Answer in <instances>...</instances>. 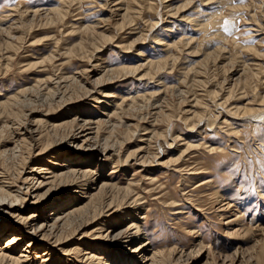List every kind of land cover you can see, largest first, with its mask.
I'll list each match as a JSON object with an SVG mask.
<instances>
[{
    "label": "rangeland",
    "instance_id": "374dc122",
    "mask_svg": "<svg viewBox=\"0 0 264 264\" xmlns=\"http://www.w3.org/2000/svg\"><path fill=\"white\" fill-rule=\"evenodd\" d=\"M215 1H171L174 15L161 0H0V191L16 195L14 210L33 223L42 221L54 202L74 196L70 190L78 187L52 189L44 205L32 207L23 201L21 181L34 165L44 167L46 177L54 174L48 167L58 163L84 169L87 143L81 151L57 143L70 132L72 118L100 119L93 131L110 155L90 169L112 186L93 196L81 218L72 217L74 234L61 227L59 244L49 237V246L37 240V247L26 249L31 252L21 253L30 239L25 234L15 249L9 245L8 256H28L23 264H114L107 250L124 251L111 237L131 226L117 217L128 212L129 194L137 200L130 217L145 216L139 223L142 242L165 264H264V113L258 114L264 111V0ZM26 10L37 13L29 16ZM186 17L207 23L199 28ZM151 22L157 23L156 39L174 44L169 50L151 37L143 45L133 42ZM168 52L173 57L167 58ZM145 60L154 63L142 67ZM125 65L133 72L120 71ZM85 88L105 95L93 94L98 99L93 102ZM26 122L39 126L42 137L18 147ZM97 181L82 193L102 180ZM109 200L111 209L92 219ZM81 201L86 199L69 206ZM11 220L0 215V223ZM127 232L130 238L132 229ZM1 241L2 247L5 236ZM151 253L137 254L134 261L150 264ZM128 255L124 251L121 259Z\"/></svg>",
    "mask_w": 264,
    "mask_h": 264
},
{
    "label": "bare ground",
    "instance_id": "6f19581e",
    "mask_svg": "<svg viewBox=\"0 0 264 264\" xmlns=\"http://www.w3.org/2000/svg\"><path fill=\"white\" fill-rule=\"evenodd\" d=\"M146 1V0H145ZM148 1V0H147ZM171 1H174V0H161V3H163L164 5V9L163 7H160V8H163L164 10H168V11H173V14L176 15L177 13V8L175 9L174 7H171V4L172 2ZM210 2L212 1H215V0H208ZM223 1V0H222ZM217 2V1H215ZM117 3H121V1H117ZM152 3V2H151ZM160 3V4H161ZM115 6V5H114ZM162 6V5H161ZM148 7V6H147ZM159 7V6H158ZM127 9V8H126ZM149 9V8H148ZM117 10V9H116ZM122 10V9H121ZM141 10V9H140ZM162 10V9H161ZM27 11V10H26ZM113 13H114V10H112ZM124 11V10H123ZM183 11V10H181ZM34 13H37V11L33 10V11H27L25 12V14H28L30 16V14H34ZM40 13V12H39ZM118 13V12H117ZM169 13V12H168ZM172 12H170V14L168 15H171ZM117 14H115L116 16ZM112 16V14H111ZM178 16V15H177ZM213 16V15H212ZM32 17V16H31ZM121 17V16H120ZM124 18V17H123ZM128 18V17H127ZM179 19H182V18H179ZM187 21H195V24L194 26H199V28H204L207 21L205 22H197L196 20H192L190 19L189 17H186L185 18ZM184 20V19H183ZM120 21H123V20H120ZM157 21V20H156ZM148 28L147 30L144 32V33H140L138 35H136V39L134 40L133 39V42L140 44V45H143L145 44L144 41L146 42V38H150L151 39L149 41H154L153 39H155L156 43H158V45H161V46H164L166 51L169 50V48H171L174 44H169V43H166V42H161L162 40L161 39H156V36L153 34V27L157 24L156 22H151V23H148ZM129 27V26H128ZM127 27V28H128ZM198 28V29H199ZM130 29V28H129ZM132 29V28H131ZM197 29V30H198ZM153 38V39H152ZM140 39L142 40L140 42ZM9 41V40H8ZM139 41V42H138ZM190 41L191 38H190ZM147 44V43H146ZM118 47V46H117ZM126 48V47H125ZM128 48V47H127ZM126 48V49H127ZM129 51L128 49L126 50V52ZM139 51V50H138ZM137 54H140V53H137ZM171 53H167V58L168 57H171L172 55H169ZM173 57V56H172ZM172 59V58H171ZM148 60V59H147ZM169 60V59H168ZM161 61V60H160ZM164 62H166L164 60ZM171 62V61H170ZM154 62L152 60H149V61H144L142 63V67L145 66V67H149L151 64H153ZM158 64V63H157ZM165 66L167 65L166 63H164ZM159 65V64H158ZM157 66V65H156ZM163 66V68L165 67ZM167 66H170V65H167ZM172 66V64H171ZM92 69H99L98 67H100V64H93L92 66ZM162 67V66H161ZM128 68L131 69V67L129 66H124L120 69V71L122 69H125L126 71L128 70ZM135 68V67H134ZM106 69V67H105ZM129 69V70H130ZM133 69V67H132ZM137 69V67H136ZM146 69V68H145ZM166 69V68H165ZM250 69V68H249ZM102 70V69H101ZM112 70V69H111ZM97 71V70H96ZM110 71V69H109ZM99 72V71H98ZM111 72V71H110ZM127 72H133V70L131 71H127ZM100 73L103 74V72L100 71ZM106 73V72H105ZM109 73V72H108ZM112 73V72H111ZM99 74V73H98ZM101 74V75H102ZM131 74V73H130ZM96 75V74H95ZM119 75V74H118ZM122 75V74H121ZM125 75V74H124ZM128 75V74H126ZM147 75V72L146 73H143V74H140L139 75V78L138 79H142V77L146 76ZM241 76V75H240ZM98 77V76H97ZM242 77V76H241ZM75 78V77H74ZM116 78V77H115ZM239 78V77H238ZM97 81V80H96ZM108 81V80H107ZM104 82V81H103ZM95 85V84H94ZM97 87V86H96ZM99 88V87H98ZM86 89V88H85ZM88 89V88H87ZM86 89V90H87ZM93 89L91 90H87L86 91V95L90 97L91 101H98V99L94 96L95 94H100L102 93V95L104 96L105 92H99V91H92ZM95 90V89H94ZM98 90V89H97ZM85 92V91H84ZM94 94V95H93ZM101 95V94H100ZM84 96V95H83ZM13 98V97H12ZM103 98V97H102ZM87 99V98H86ZM263 99V98H262ZM100 101V100H99ZM14 102V101H13ZM260 102V100H259ZM262 102V101H261ZM69 102H67L68 104ZM70 103H72L70 101ZM101 103V101L99 102ZM104 103V102H103ZM224 103V102H223ZM66 104V105H67ZM113 103H107L106 106L108 105H112ZM262 104V103H261ZM65 105V104H64ZM117 105V104H115ZM113 105V106H115ZM260 105V104H258ZM112 106V107H113ZM120 106V105H119ZM121 107V106H120ZM219 107V106H218ZM119 108V107H118ZM117 109V108H116ZM120 109V108H119ZM237 109V108H236ZM235 109V110H236ZM255 109V108H254ZM257 109V108H256ZM112 110V109H111ZM264 110V109H263ZM110 111V110H109ZM114 111V110H113ZM111 111L109 114H112ZM238 111V110H237ZM247 111V110H246ZM255 111H258V110H255ZM117 112V111H115ZM193 113H195V111H192ZM106 113V112H105ZM225 113V112H224ZM230 113V112H229ZM236 113V112H235ZM234 113V114H235ZM251 113V112H250ZM264 111H260L258 112V114H263ZM108 114V115H109ZM115 114V113H113ZM192 114V113H191ZM195 115V114H194ZM225 115V114H224ZM107 116V115H105ZM110 116V115H109ZM256 116V115H255ZM112 117V116H111ZM259 117V115H258ZM261 117V116H260ZM114 118V117H113ZM104 119V118H103ZM107 119V118H106ZM100 119L96 120V121H93L91 118L89 119H76V118H72L70 119V123H72L71 125V129L70 132L68 134H65V135H62L59 139V142L57 143H64L66 144L70 149H73V150H77V151H81V144L82 143H87V147L86 149H84L82 152H87V154L85 156H83L81 159H82V163L84 166V169L82 171H78L77 167H69L68 166V163L70 160H65V162L67 163L66 164H56V166H53L55 164L52 163V166H49V170H52L51 172H54V174L52 176H48L46 177V173L43 172V168L44 167H41L40 165L39 166H36L34 165L31 170H29L28 172H24L23 173V176L21 175V181H22V185L24 186V192H25V195H26V198L23 197V201H26V199L29 202V205H31L32 207H37L38 205H44L45 203V199L49 196V193L52 191V189H56V188H63V189H69V188H77L76 190H70V191H73L72 192V195L74 194V196L72 197H67L68 199L67 200H64V201H58V202H54L52 204V207L48 208V211H51L42 221H40L39 223H33L32 220H28V219H24L22 217V215L20 213H18V211L14 210L16 209L15 208V204H13V202L15 201V203L17 204V200L18 198L16 199V195L13 196V195H10L8 192V194L6 192H4L3 190L0 191V215H4L6 216L8 219H12L14 222L17 221V223L15 222L14 225H20V229H14L13 227V223H12V220L5 224V223H0V241L2 240V238L5 236V239L7 241V243L4 245V246H0V264H9L11 261L14 260L15 263H19V264H23V262L25 263V261H23L21 258L22 257H28V256H19L17 257V255L15 256V259L11 258L10 256L7 255V251L9 250V245L12 244V250L15 249L14 246L16 245V242L17 241H21L22 238L20 236H29L30 239L26 242V246H25V249H22L21 253H27V252H31L32 250L30 251H27L26 249L28 248H32L34 249L35 247H37V240L38 242H45L46 243V246H49L47 241L49 239V237H56L58 236L59 237V234L62 232V231H59L61 229V227L63 229H71L70 232L71 234H74L75 231H76V227L74 228V225L72 224V217H75V216H78L79 218H81V215L83 214L82 212L86 213V208L88 207L90 201L92 200L93 196H95L96 194H102L104 191H106L107 189L110 190V188H112L111 185H109L107 182L104 181V179H101L100 178V175L99 173H96L94 171H92V168L93 165H95V160H98V161H102L103 159L102 158H105L107 155L109 157L110 155V149H108L107 147H105V143L104 145H102V143L100 144L97 140V136L95 134L96 131H93L94 129L96 130L97 126H98V123L100 122L99 121ZM105 120V119H104ZM109 123V121H108ZM40 124V123H38ZM169 124V123H167ZM208 124V123H207ZM101 125V124H100ZM99 125V126H100ZM106 125V123H105ZM114 126V123L112 124ZM127 125V124H126ZM193 125V124H192ZM41 126V125H40ZM93 126V127H92ZM39 127V126H38ZM37 125L35 123H32V122H26L25 123V126H23V132L20 133L21 136H19V140L17 139L18 141V147H21L22 144L24 143H27V145L29 144L30 145H34L31 143V141H36V143L40 142V139L42 137V131L40 132L39 129H38ZM112 127V126H111ZM170 127V126H169ZM196 127V126H195ZM54 128V127H53ZM99 128V127H98ZM52 129V128H51ZM50 129V131H51ZM143 129V128H142ZM48 130V129H47ZM53 130V129H52ZM98 130V129H97ZM144 130V129H143ZM45 131V130H44ZM55 131V130H54ZM100 131V130H99ZM145 131V130H144ZM151 131V130H150ZM153 131V130H152ZM56 132V131H55ZM169 132V131H168ZM97 133V132H96ZM147 132L143 133L142 135H145ZM136 134V133H134ZM150 134V133H149ZM147 134V136L149 135ZM171 134V132H170ZM173 134V133H172ZM154 135V134H153ZM55 136H57V134H55ZM152 136V135H150ZM174 136V135H173ZM171 136V138H177L178 136ZM138 142H142V143H145V139H143L142 136H138ZM26 138L28 140H26ZM104 140V139H103ZM107 140V139H106ZM170 140V139H169ZM168 140V141H169ZM172 140V139H171ZM176 139H174V143L178 142V139L175 141ZM137 142V141H136ZM112 143V142H111ZM168 143V142H167ZM172 143V141H171ZM15 144V146H16ZM111 145V144H110ZM138 145V144H137ZM182 146H187V144H181ZM14 146V145H13ZM29 146H26V147H29ZM112 146V145H111ZM141 146V145H140ZM139 146V147H140ZM146 146V144H145ZM34 147V146H33ZM49 147V146H48ZM48 147H44V148H41L40 151H44L45 149H47ZM115 147V146H114ZM17 148V147H16ZM110 148V147H109ZM5 149V148H4ZM23 149V148H22ZM187 149V148H186ZM3 150V149H2ZM5 150H9L10 153L11 152H15L12 148L9 149H5ZM18 150V148H17ZM140 150V148H139ZM144 150V149H142ZM184 150V149H183ZM8 151V153H9ZM22 151V150H21ZM4 152V151H3ZM24 152V151H23ZM133 152H135L133 150ZM138 152V151H137ZM109 153V154H108ZM113 154L115 152H112ZM139 153V152H138ZM143 153V152H141ZM22 154V153H21ZM130 155V153H129ZM139 155V154H138ZM143 156V154H142ZM53 157V156H52ZM56 157V156H55ZM139 157H141L139 155ZM154 157V156H153ZM156 157V156H155ZM26 158V157H25ZM133 158V156H132ZM137 158V157H136ZM142 158V157H141ZM55 159V158H54ZM129 159V158H128ZM127 159V160H128ZM131 159V158H130ZM134 159V158H133ZM155 159V158H154ZM153 159V160H154ZM139 160V159H138ZM126 161V159H125ZM141 161V160H140ZM143 161V159H142ZM141 161V162H142ZM140 162V164H141ZM155 162V161H154ZM153 162V163H154ZM79 163V162H78ZM134 163V162H133ZM139 164V163H138ZM139 164V165H140ZM144 164V163H143ZM49 165V164H48ZM59 165V166H58ZM101 165V164H100ZM145 165V164H144ZM147 165V164H146ZM48 170V169H47ZM22 172H20L21 174ZM42 174H45V177L44 180H40L38 177V175H42ZM7 179V178H5ZM4 179V181H5ZM98 180L97 182L101 181L100 184L98 186H96L95 188H92V190L88 191L87 194H84L82 193L81 190H84L87 188V186H89L90 183H93V181L95 180ZM1 180V179H0ZM9 181V180H8ZM13 181V180H12ZM7 182V180H6ZM5 182V183H6ZM4 183V184H5ZM9 182H7L6 184H8ZM2 184V185H4ZM13 185V184H12ZM17 185V183H16ZM7 186V185H6ZM11 186V185H10ZM54 186V188H53ZM79 186H82V187H79ZM1 187V186H0ZM3 187V186H2ZM5 187V186H4ZM9 187V186H8ZM46 187V188H45ZM90 187V186H89ZM22 188V186H21ZM1 189V188H0ZM42 189H44V191H41ZM11 190V189H10ZM8 190V191H10ZM16 190H18L16 188ZM6 191V190H5ZM42 192V193H41ZM77 192H80L82 195L79 197V198H84V201H81V204L78 206V207H75L74 209H72L69 205L71 203H73L76 199L78 201L79 198H76V194ZM71 193V192H70ZM14 194V193H13ZM20 194V193H19ZM18 194V195H19ZM23 196V195H22ZM135 198L132 196V195H129V194H126L124 196V204L128 203L127 207H125V209H129L128 212H121V214H118L117 217L119 219V221H127V220H130L131 222V226L128 225L127 227H125L124 229L114 233L111 237V241L112 243H115L116 241H119L120 243V246L117 245L116 247L119 248V249H122L126 252L129 253V256L126 257L124 260L123 258L121 259V255L122 253L124 252H119V251H116L114 250H107V251H112L111 253L113 254V256H111V260L113 261L114 264H117V262H119V264H137V262L134 261V257L137 256V254H141L140 257L144 258L145 256H147L148 253H151V252H148V249H147V246L148 244H145V242H142V238L140 237L142 235V232H139L140 231V228H141V225L139 224L141 220L145 219V216L144 214L140 213L139 214H136L133 216H135L134 218L130 215H131V212L129 213V211H135L136 208H133L135 207L134 205L135 204ZM83 202V204H82ZM114 202V201H113ZM137 202V200H136ZM20 203V202H19ZM24 203V202H23ZM26 203V202H25ZM104 204V203H103ZM112 204V200H109L108 203H106V210L103 212H96L98 209L94 210L92 212V219L94 218H100V216L103 215V213L109 211L111 209V205ZM78 205V203H77ZM143 205V204H142ZM20 206H21V203H20ZM71 208V210H68V208ZM129 207V208H128ZM102 208V207H101ZM139 208V209H138ZM138 211L139 210H143V208H140L138 207ZM21 210V209H20ZM38 210V209H37ZM103 210V209H102ZM137 211V210H136ZM135 211V212H136ZM4 213V214H3ZM97 216V217H96ZM129 216V217H128ZM113 218V217H112ZM111 218V219H112ZM110 219V220H111ZM117 220L114 219V223H116ZM109 223V221H107V223L105 222L104 224H107ZM25 224V225H24ZM83 224V223H82ZM113 224V221L110 222V225ZM24 225V226H23ZM110 225H108V227H110ZM120 225V224H119ZM23 226V227H22ZM113 226V225H112ZM111 226V227H112ZM103 228V227H102ZM132 229V236H130V238H128L127 236V231L131 230ZM29 230V231H28ZM9 234V235H7ZM70 234V235H71ZM83 235V234H82ZM143 236V235H142ZM98 237H101V234L98 235ZM60 239V238H59ZM66 239V238H64ZM145 240V239H144ZM54 243H57L59 242L58 238L56 237L55 240H53ZM1 244V243H0ZM52 244V242H51ZM50 244V245H51ZM59 244V243H57ZM55 244V245H57ZM45 244H42V247L41 248L42 250H46L47 247L45 246ZM39 246V245H38ZM98 246V245H97ZM95 246L97 249L98 247L100 246ZM150 246V245H149ZM6 247H7V250H6ZM95 247L93 246H88L87 249H94ZM95 248V249H96ZM102 247H100L101 249ZM49 249V248H48ZM86 250V249H85ZM104 249H101V251H103ZM13 253V252H12ZM52 253V252H51ZM153 253V254H152ZM150 254V264H165L164 260L159 257V253L158 252H152ZM165 253V252H164ZM173 252H168L169 255H171ZM31 254V253H30ZM157 255V256H156ZM131 257V259H130ZM24 258V259H26ZM110 259V258H109ZM27 260V259H26ZM178 260V259H177ZM104 261V260H103ZM13 262V263H14ZM105 262V263H104ZM103 264H110L109 262L107 261H104ZM14 263V264H15Z\"/></svg>",
    "mask_w": 264,
    "mask_h": 264
},
{
    "label": "snow or ice",
    "instance_id": "6c2138e0",
    "mask_svg": "<svg viewBox=\"0 0 264 264\" xmlns=\"http://www.w3.org/2000/svg\"><path fill=\"white\" fill-rule=\"evenodd\" d=\"M240 2H244V0H240ZM228 20H225L224 21V30L227 32L228 31V29H227V25H228ZM0 243H3V241H0Z\"/></svg>",
    "mask_w": 264,
    "mask_h": 264
}]
</instances>
